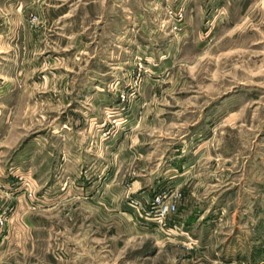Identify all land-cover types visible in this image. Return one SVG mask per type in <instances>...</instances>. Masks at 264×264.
Wrapping results in <instances>:
<instances>
[{
  "label": "rangeland",
  "instance_id": "obj_1",
  "mask_svg": "<svg viewBox=\"0 0 264 264\" xmlns=\"http://www.w3.org/2000/svg\"><path fill=\"white\" fill-rule=\"evenodd\" d=\"M0 264H264V0H0Z\"/></svg>",
  "mask_w": 264,
  "mask_h": 264
},
{
  "label": "built area",
  "instance_id": "obj_2",
  "mask_svg": "<svg viewBox=\"0 0 264 264\" xmlns=\"http://www.w3.org/2000/svg\"><path fill=\"white\" fill-rule=\"evenodd\" d=\"M174 197V196H173ZM170 196H155L142 206L137 200H132L127 203V207L143 219H148L152 224L158 228L165 226V219L167 215L174 212V203ZM150 217V218H148Z\"/></svg>",
  "mask_w": 264,
  "mask_h": 264
}]
</instances>
